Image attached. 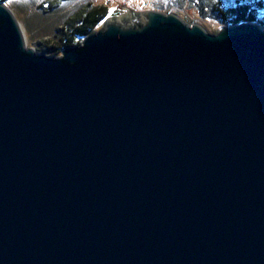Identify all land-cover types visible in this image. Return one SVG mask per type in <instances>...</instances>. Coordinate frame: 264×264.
<instances>
[{"label": "water", "instance_id": "obj_1", "mask_svg": "<svg viewBox=\"0 0 264 264\" xmlns=\"http://www.w3.org/2000/svg\"><path fill=\"white\" fill-rule=\"evenodd\" d=\"M126 11L49 58L0 3V264H264V28Z\"/></svg>", "mask_w": 264, "mask_h": 264}, {"label": "rangeland", "instance_id": "obj_2", "mask_svg": "<svg viewBox=\"0 0 264 264\" xmlns=\"http://www.w3.org/2000/svg\"><path fill=\"white\" fill-rule=\"evenodd\" d=\"M239 0H7L4 5L16 19L26 48L37 55L60 58L65 44L81 45L83 37L72 39L73 30L79 27L84 15L98 7L105 8L106 17L93 31H98L111 15L134 12L158 11L178 16L187 24H198L209 34H216L226 26L219 19V11L234 9ZM264 19V11H257ZM264 28V25H261ZM90 33V32H89Z\"/></svg>", "mask_w": 264, "mask_h": 264}, {"label": "trees", "instance_id": "obj_3", "mask_svg": "<svg viewBox=\"0 0 264 264\" xmlns=\"http://www.w3.org/2000/svg\"><path fill=\"white\" fill-rule=\"evenodd\" d=\"M5 2H7V0H0V3L4 4ZM217 10L219 11V19L225 25H235L244 21L253 22L258 25H264V19L260 20L257 17V11H264V4L259 2H257L255 5L245 4L243 6H237L234 9H227V11H221L220 9ZM105 11V8L101 6L86 13L81 20L80 26L73 30L72 39H76L77 37L84 38L86 35H88V33L91 32L97 25H99V22L106 17ZM71 41L72 40H70L68 44H65L64 47L68 48L74 46L73 44L76 43V41L70 44Z\"/></svg>", "mask_w": 264, "mask_h": 264}, {"label": "snow or ice", "instance_id": "obj_4", "mask_svg": "<svg viewBox=\"0 0 264 264\" xmlns=\"http://www.w3.org/2000/svg\"><path fill=\"white\" fill-rule=\"evenodd\" d=\"M257 2L264 4V0H239V4L237 6H243L245 4L248 5H255ZM235 3V0H234ZM254 11V9H253Z\"/></svg>", "mask_w": 264, "mask_h": 264}, {"label": "bare ground", "instance_id": "obj_5", "mask_svg": "<svg viewBox=\"0 0 264 264\" xmlns=\"http://www.w3.org/2000/svg\"><path fill=\"white\" fill-rule=\"evenodd\" d=\"M126 16V15H125ZM124 15L121 17V16H119V17H117L115 20L117 21V22H120V21H122V19H123V17H125ZM23 34V33H22Z\"/></svg>", "mask_w": 264, "mask_h": 264}]
</instances>
